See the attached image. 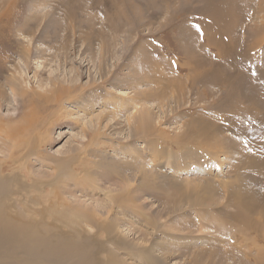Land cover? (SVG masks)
Segmentation results:
<instances>
[{
  "label": "rangeland",
  "instance_id": "374dc122",
  "mask_svg": "<svg viewBox=\"0 0 264 264\" xmlns=\"http://www.w3.org/2000/svg\"><path fill=\"white\" fill-rule=\"evenodd\" d=\"M261 1L0 0V162L11 173L28 154L25 179L50 180L64 160L72 175L60 193L97 225L112 223L124 240L115 248L122 264H264V218L245 227L228 195L246 176L264 208L262 156L247 150L256 168L240 170L228 147L217 159L176 139L190 119L222 126L219 117L236 106L215 105L232 80L208 76L192 89V68L249 78V68L264 67ZM211 20L239 47L223 55L203 29ZM261 85L248 87L264 100ZM143 110L150 117L138 126ZM11 128L22 134L18 149L6 140ZM190 184L203 188L201 203ZM69 221L103 239L96 225Z\"/></svg>",
  "mask_w": 264,
  "mask_h": 264
},
{
  "label": "bare ground",
  "instance_id": "6f19581e",
  "mask_svg": "<svg viewBox=\"0 0 264 264\" xmlns=\"http://www.w3.org/2000/svg\"><path fill=\"white\" fill-rule=\"evenodd\" d=\"M229 2L233 4L237 0H229ZM261 8L263 24L258 34L260 31L261 34L264 33V0L261 1ZM223 24L211 20L207 22V25L204 24L203 29L213 34V36L210 35V41L218 43L220 52L226 55L228 50L231 51L234 47L236 49L238 42L233 36L230 37V34L227 35V38L225 37L227 33L224 34L223 32V27H225ZM252 48L254 47L248 45L246 51L251 52ZM190 65H196V63L191 62ZM252 65L254 64H250V66ZM249 72L248 78V76L244 77L242 71L226 75L215 70L210 73H202L199 68H192L190 75L192 89L204 79L206 80L208 76H215V80L216 75L224 77L218 79V82L220 80L222 82L232 80L230 89H226L222 100L215 105L221 109L233 100L236 102V106L230 108V113L223 114L224 116L220 114L219 120L223 123L222 126L213 125L214 123L208 122L204 117L192 118L185 125V129L183 128V133L176 139L186 141L185 144L190 142L193 147L201 149L207 156L217 159L220 158L219 152L228 147L237 155L234 165L238 169L241 170V165L247 164L250 169L255 170V159L246 157L245 153L247 150H252L260 154L264 160V100L255 97L257 96V93L254 94L253 92L255 89L252 86L248 87V85L254 86L255 83L257 85L261 83L262 87L259 94L261 93L264 97V67L249 68ZM242 77L247 80V83L242 82V85L241 83L237 85V81L238 83L240 80L242 81ZM238 103L243 106L237 107ZM247 104L249 105L246 106ZM241 113L246 116L241 117ZM149 117V112L143 110L136 119L138 126L147 125ZM248 125L250 126L249 130L245 127ZM15 130L11 128L6 133V140L14 144L15 149H18L22 146L20 142L22 134ZM223 130L233 131L238 135L239 141L227 138L223 134ZM34 143L35 140L31 139L29 149H35ZM28 156V154L21 156L23 165H14L11 173H8V166L5 162H0V264H122L123 262L120 261L115 248H125H122L124 240L118 231H109L112 228V223L102 222L100 226L97 225L91 213L80 212L78 209L72 208L60 193L58 183L63 179H68L71 174L65 161L57 162L55 167L59 172L58 179H50L49 177L50 180H41L29 175L30 178L26 180L24 176L26 171L30 174L29 164L27 165L25 161L28 160ZM73 179L75 180V177ZM250 182L251 180L246 179V176L238 175L234 178V183L237 186H226V188L230 187L228 195L232 196L231 203L236 209V216L248 228H250L248 222L251 220V216L258 214L264 218V208L257 207L254 203V197L258 198V196L255 192L253 193ZM199 188L198 184H190L186 187V192L192 195L193 201L196 203H201L205 198L203 188L198 190ZM35 190H38L39 195H31V192ZM70 216L81 218L87 223L96 225L103 231V239H98V234L90 235L81 224L77 223L76 227L75 221L71 225ZM262 223L264 222L262 221ZM95 233L100 232L98 230Z\"/></svg>",
  "mask_w": 264,
  "mask_h": 264
}]
</instances>
